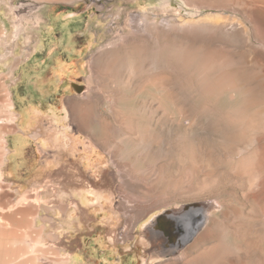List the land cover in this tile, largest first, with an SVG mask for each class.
<instances>
[{"label": "rangeland", "instance_id": "374dc122", "mask_svg": "<svg viewBox=\"0 0 264 264\" xmlns=\"http://www.w3.org/2000/svg\"><path fill=\"white\" fill-rule=\"evenodd\" d=\"M67 1L63 11L55 8L61 20L43 26L44 46L35 50V37L32 49L10 47L11 61L19 57L21 65L1 70L0 264H118L121 256L107 253L110 243L136 264L149 251L155 259L147 264H264V0L243 5L247 35L233 7L218 11L196 0L187 2L200 7L198 14L184 0H173L168 10L160 0H140L147 10L126 1ZM214 13L235 24L207 32L178 18ZM9 15L0 3V17L10 21ZM70 36L79 50L86 47L85 68L57 89L46 78L58 58L75 57L67 53ZM193 38L198 47L226 46L235 58L214 70L203 67L180 88L174 70L159 63L157 45L183 48ZM136 43L149 50L144 70L151 83L134 74L107 79L101 62ZM63 106L72 126L67 137H82L80 150L93 148L104 158L97 176L69 153V138L42 143L53 136L47 120L25 132L28 109ZM71 161L84 172L70 177ZM102 186L112 197L100 201L105 210L97 215L79 199ZM203 207L212 208L208 215ZM109 212L114 225L104 217ZM185 215L189 223L181 225L177 219ZM167 219L185 243L180 249L160 229Z\"/></svg>", "mask_w": 264, "mask_h": 264}, {"label": "bare ground", "instance_id": "6f19581e", "mask_svg": "<svg viewBox=\"0 0 264 264\" xmlns=\"http://www.w3.org/2000/svg\"><path fill=\"white\" fill-rule=\"evenodd\" d=\"M121 1H126V2H130V3H137V6L140 9L147 10L146 7H144V4L142 2H140V0H114V2H112V3L114 5L115 3H117V4L120 3ZM172 1L173 0H160V5L163 7L164 10H168V8L170 6H172ZM184 1H185L186 6H189V7L193 8L194 10H196L195 12H197V14L199 13L200 7H198L196 5L195 6L189 5L190 3H188L187 0H184ZM245 2H247V0H196V3L198 5L207 6L208 8L216 9L218 11L224 10L228 7H233L237 11L235 13H237L238 15H241V17L238 20V24H240L241 26L244 27V32L247 35L252 31H250L248 24H246L248 21L247 20V11L245 8H243V5L245 4ZM253 2L254 1H252V3ZM193 4H195V3H193ZM10 10L13 11L11 15H14L15 11L13 10L12 7L10 8ZM164 12H166V11H164ZM180 15L178 17L180 23H182V24L192 23V24H194L195 27L200 28V29H204L207 32L221 31L222 28L224 29V27L226 25H228L230 22H231L230 23L231 25H232V22H234V24H235V21H232L230 18L224 17L222 15V13L207 14L203 18L198 17V19H196V18L187 19L184 17V15L183 16H180ZM190 15H191V13H190ZM18 22H20V21H18ZM195 24H197V25H195ZM240 25H239V27H240ZM195 27H194V30L196 31ZM132 39L135 41L138 40V38H132ZM73 40H74V37L70 36V38H69L70 44L68 46V52L67 53H68V55H75L76 58L73 57V59L70 62H68V61L64 62L62 60V58H58L56 61L55 68H53V70L50 72L53 74L48 75V78H46V80H50L51 85L54 84L55 88H57V89H58V87L61 86L60 83L63 81H68L69 83L74 82L75 81L74 79H77L80 75H82L83 70L85 68V62H84V55L83 54H84L86 47H83L82 49L79 50V48L75 46V43L74 44L72 43ZM93 40L94 39L91 38L88 42V45H90L93 42ZM198 45H199L198 44V38L190 39L189 41H187V43L184 44L183 48H181V47L178 48L177 46L172 44V42H171V45H168V44L157 45L158 46V52L157 53H158L159 63L162 65H165V66H169L170 68H172L174 70V73H173L174 77H175L174 78V84H176V86L179 85L180 88H184L186 85L191 84V82H193L194 80L196 81L198 76L200 75L199 73L203 72L202 71L203 67L209 66V67H211V69L214 70V68H216L218 65H225V64H228V63L234 61V58H235L234 52L226 46L225 47H202V46L198 47ZM117 49L118 50L112 51L104 59V61L101 62V64H100L101 69L103 70V73H106V75H107V76L105 75L106 78L111 80V81L112 80H114V81L128 80V78L134 74L135 77H137L138 79L142 77V79L146 83L150 82V80L146 76V72L144 70V68L146 67L147 62H148L147 59L149 57V50L145 46H143L142 44H139V43L129 44L126 46L119 47ZM254 66H256V65H254ZM192 70H193V72H191ZM244 70L246 72H250L251 68L250 69L247 68ZM188 73L191 75V76H189L190 78L192 77L191 79L188 78V76H187ZM152 84L156 86L157 82H153ZM38 86H39V84L37 85V87ZM46 89H48V87ZM68 90H69V87L66 89V91H68ZM45 92H47V91H45ZM50 109H51L50 112H47V113L40 110L39 108L35 109L34 107H31L30 109H28V111L32 110L33 112H32L31 116H29L28 114H27L28 115L27 116V115H25V113L23 114L22 123L24 125L25 131L28 132L34 124L39 123L42 120H47L48 124H51V127H52L51 132H52L53 136L51 137L50 134L49 135L47 134V136H44L42 143L45 146L49 147V145H51L50 141L52 140V138L55 142H58V143H61L64 138H69V140H71L73 143V149L69 153L78 159V162L80 163V165L82 166V168L85 172H92L95 176H97L99 174V170L102 169V166L104 163V158H103L102 154L98 150L93 149V148H89V147L88 148L85 147V149L80 150L79 149L80 145L84 144L83 139L80 136H75L74 134H71V135H69V137H67V133H69V131H72V126H70L68 124V117L69 116H68V112H67V109L65 108V106H63L62 111H59L57 107L56 108H50ZM18 140H21V139L19 138V139H17V141ZM53 144H54V142H53ZM70 145H71V143H70ZM70 145L67 142H65L63 144V148L69 150ZM14 152L15 153L19 152V150L15 149ZM53 165L54 164L50 163L48 166L52 167ZM9 172H10V175L13 173H16L15 163L11 162V165L9 166ZM11 176H13V175H11ZM105 188H104V186H102L100 188V190H95V191L93 190L94 194L92 196L91 195L84 196V194H86V193H84V194H82L83 196L79 200H81V203L84 204L85 206H87L93 213L98 215V213L101 211L100 207H101L102 203L100 204V206H98L100 201L103 199H107V198L112 197L111 193H109V191ZM95 200H96V202H95ZM102 207H101V209H103L102 211H104L105 210L104 205H102ZM203 209H204V212L206 213V215H208L209 211L212 208L209 209L208 207H203ZM184 210H186V209H184ZM104 217H105V219L107 218L110 222H112L113 225L115 224V223H113V221H115L116 218H114V215L111 212H109L108 214H104ZM160 222H161V220H160ZM169 224H170V221L167 219V224L166 223L160 224L161 225L160 229H162V232L165 236L169 237L170 244H174L178 247L177 249H180L181 247L184 246L185 243H183L182 241L179 240L180 236H178L176 238V235L174 234L175 231L173 232V229H171L169 227ZM175 227H176V225H175ZM102 231H104V230L102 229ZM104 240H105L104 238L100 239V243L102 246L105 245ZM110 242H112V241H110ZM110 245H111L110 246L111 249L109 251H107V253H109L110 255L111 254L112 255H117V254L120 255L121 257L119 258L118 264H136L137 263V258H135V260H128L127 256H123L121 254L120 249L118 247H116L114 245V243L113 244L110 243ZM146 248H147V246H146ZM152 259H155V253L149 251V259L144 258L143 264H147L148 260H152ZM149 262H151V261H149Z\"/></svg>", "mask_w": 264, "mask_h": 264}, {"label": "crops", "instance_id": "0c3cea01", "mask_svg": "<svg viewBox=\"0 0 264 264\" xmlns=\"http://www.w3.org/2000/svg\"><path fill=\"white\" fill-rule=\"evenodd\" d=\"M0 3L6 6L8 12L11 11V7L15 11L14 15H11L13 11L10 12V15L8 16L10 21L7 20L6 16H3V18L0 17V54L3 55V58L0 59L2 60L0 61L1 78L3 74L1 70L9 69L12 66L15 67L16 65H21L19 57H15L14 61H11V57L9 55L12 54V50L10 47H14L15 50L19 47L24 49L26 48L27 50L32 49L34 46L33 39L35 37L37 38V41L39 40L35 50L37 48L43 47V26H46L48 21H60L62 15L58 14L55 11V8L61 9V11H63L64 6L69 3L67 0H0ZM16 9L18 11L20 10V13ZM34 10H38V14L32 17L31 13ZM8 25L12 27L10 32L7 30ZM3 27L6 29L5 32L2 29ZM55 43L56 42H54V44ZM19 130L20 134L24 133L20 126ZM73 162L74 161H71L70 165L68 166L69 168L67 173L70 177H75L77 173L84 172L81 170V168H79V170L76 169L77 165Z\"/></svg>", "mask_w": 264, "mask_h": 264}, {"label": "water", "instance_id": "95a60500", "mask_svg": "<svg viewBox=\"0 0 264 264\" xmlns=\"http://www.w3.org/2000/svg\"><path fill=\"white\" fill-rule=\"evenodd\" d=\"M187 214H192V211H190V213H187ZM189 215H185L184 217H182V219H177V221L181 224V225H183V222L185 221V222H188L189 223V219H188V217L187 216H189ZM190 223H191V221H190Z\"/></svg>", "mask_w": 264, "mask_h": 264}]
</instances>
